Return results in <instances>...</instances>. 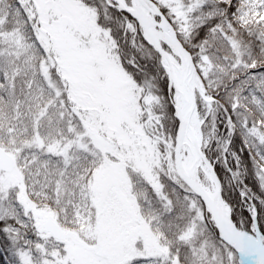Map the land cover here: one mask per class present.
Here are the masks:
<instances>
[{
  "label": "snow or ice",
  "instance_id": "snow-or-ice-1",
  "mask_svg": "<svg viewBox=\"0 0 264 264\" xmlns=\"http://www.w3.org/2000/svg\"><path fill=\"white\" fill-rule=\"evenodd\" d=\"M0 264H264V0H0Z\"/></svg>",
  "mask_w": 264,
  "mask_h": 264
}]
</instances>
